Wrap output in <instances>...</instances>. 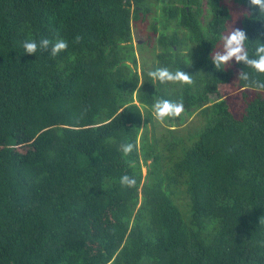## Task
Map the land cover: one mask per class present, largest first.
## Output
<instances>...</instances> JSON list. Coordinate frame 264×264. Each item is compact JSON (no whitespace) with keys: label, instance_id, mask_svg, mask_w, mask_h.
Returning a JSON list of instances; mask_svg holds the SVG:
<instances>
[{"label":"trees","instance_id":"trees-1","mask_svg":"<svg viewBox=\"0 0 264 264\" xmlns=\"http://www.w3.org/2000/svg\"><path fill=\"white\" fill-rule=\"evenodd\" d=\"M172 1L0 0V264H264V90L248 86L264 73L211 59L234 29L256 58L264 14L206 0L203 24L202 0ZM133 30L165 52L148 70L137 71ZM57 33L68 48L56 57L25 52L26 39ZM158 67L192 83L153 82ZM160 98L183 104L168 123L196 111L200 125L149 143Z\"/></svg>","mask_w":264,"mask_h":264},{"label":"clouds","instance_id":"clouds-1","mask_svg":"<svg viewBox=\"0 0 264 264\" xmlns=\"http://www.w3.org/2000/svg\"><path fill=\"white\" fill-rule=\"evenodd\" d=\"M249 6L254 10H258L259 14H264V0H249ZM82 37L77 35L75 41L79 43ZM220 39L223 42V51L216 52L212 55L211 59L217 70H223L230 65V62L235 60L237 63H244L250 68H253L259 73H264V43L260 44L255 49V57L250 58L246 49V41L248 37L246 32L240 29H234L227 35H222ZM23 48L27 54H36L38 51L50 50V55L56 57L62 51L68 48V42L59 36L57 33L55 40L48 38H41L39 41L36 39H26L23 42ZM147 75L153 82L160 83H183L191 84V76L181 70L175 72L170 71L168 68H157L149 71ZM239 80L248 82L250 80L249 74L246 72L239 73ZM254 87L256 90H264V82L251 81L248 85ZM183 104L181 102H173L160 98L153 104V114L155 118L163 123L167 118H177L183 112ZM135 145L127 142L121 145V150L124 157H128L135 149ZM131 166L132 162L128 161ZM120 183L125 187H134L136 180L127 174L120 177Z\"/></svg>","mask_w":264,"mask_h":264},{"label":"rangeland","instance_id":"rangeland-1","mask_svg":"<svg viewBox=\"0 0 264 264\" xmlns=\"http://www.w3.org/2000/svg\"><path fill=\"white\" fill-rule=\"evenodd\" d=\"M175 2L176 1H174V0L172 1L173 7L177 5V3H175ZM204 3H206V0H202V10L205 8V13L199 17V21L203 24L205 23V21L207 19L205 17L206 7H204L205 6ZM194 8H196V7H194ZM234 13H232L231 15L233 16ZM161 17L164 20L165 17L160 12V10H158L157 15H156L157 30H161V24H162V22H164V21H161L162 20ZM231 26H235L232 20L228 23L227 28H230ZM169 30L171 33L177 32L179 38H181V39L183 38V32L184 31L179 26L172 24V26L169 28ZM158 35L159 34H157V36ZM146 39H147V37H146L145 33H138V31L133 30V42L132 43H133L134 51L136 54L137 71L138 72L141 71V69L148 70L151 68V66L158 63V61H156L155 54H157V55H159V54L164 55L165 54L164 50H159L157 48V46L159 44V43H157V41H154L151 44H145ZM170 42H173V41L171 40ZM184 42L185 43L189 42L188 37H185ZM185 47H187V45H185ZM182 53H184V51ZM234 62H236V61H234ZM158 68H160V67H158ZM235 87H236L235 80H233L232 83L230 82V84H226L224 86L223 91H222L223 96H225V94L229 90H230L229 93L231 91H233ZM210 100L216 101L215 96L212 95ZM151 117H152L151 121H147L148 123L146 124V126L149 130L148 132H150L149 143H152L153 140L156 138L159 139V137H160L159 136L160 135L159 130H161L162 128H166V129H170V130H176L175 132L178 135L183 136V138L185 139L189 135V133H192L191 131L193 130L194 127H198L200 125V121L198 120V118L196 116V111L192 112L188 116H186L185 121L183 123H181L180 125L168 123L167 119L163 123H161L160 121H158L155 118L153 111L151 112ZM144 122H145V120H144ZM158 126H159V128H158ZM156 129H158V132H156ZM157 144H158L159 149H161L163 147V145H162L163 142L157 141ZM20 150H21V152L24 151L23 149H20ZM21 152L19 151L18 153H21ZM145 173H146V168L142 167V176H144Z\"/></svg>","mask_w":264,"mask_h":264}]
</instances>
